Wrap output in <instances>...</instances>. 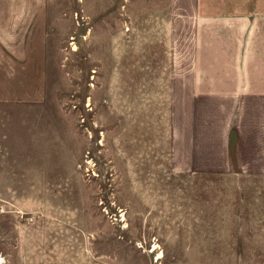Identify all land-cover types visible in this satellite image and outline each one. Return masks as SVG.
I'll return each instance as SVG.
<instances>
[{
    "label": "rangeland",
    "instance_id": "1",
    "mask_svg": "<svg viewBox=\"0 0 264 264\" xmlns=\"http://www.w3.org/2000/svg\"><path fill=\"white\" fill-rule=\"evenodd\" d=\"M216 3L0 0V261L264 264V184L204 77L247 18Z\"/></svg>",
    "mask_w": 264,
    "mask_h": 264
},
{
    "label": "crops",
    "instance_id": "2",
    "mask_svg": "<svg viewBox=\"0 0 264 264\" xmlns=\"http://www.w3.org/2000/svg\"><path fill=\"white\" fill-rule=\"evenodd\" d=\"M230 1L235 2L230 7H222L217 3L207 5L204 13L200 12L199 15L246 17L245 57L232 52L230 60L222 58L219 63L214 61L215 68L208 69L204 77L206 80L213 79L212 87L217 96L229 97L233 103L231 108L235 114H232L230 133L235 135L234 142L239 154L246 155L245 163H242L246 166H238L245 170L248 177L261 178V184H264V0ZM229 139L230 136H227L226 154L231 165ZM240 158L243 162V157Z\"/></svg>",
    "mask_w": 264,
    "mask_h": 264
},
{
    "label": "bare ground",
    "instance_id": "3",
    "mask_svg": "<svg viewBox=\"0 0 264 264\" xmlns=\"http://www.w3.org/2000/svg\"><path fill=\"white\" fill-rule=\"evenodd\" d=\"M0 264H5V263H3V260H1V261H0Z\"/></svg>",
    "mask_w": 264,
    "mask_h": 264
}]
</instances>
